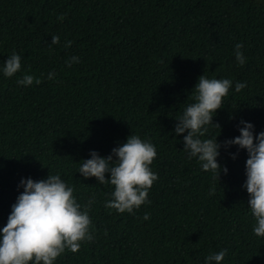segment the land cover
<instances>
[{"label": "trees", "instance_id": "trees-1", "mask_svg": "<svg viewBox=\"0 0 264 264\" xmlns=\"http://www.w3.org/2000/svg\"><path fill=\"white\" fill-rule=\"evenodd\" d=\"M13 52L22 68L9 78L2 67ZM72 56L80 62L69 67ZM24 74L31 85L17 83ZM201 75L233 81L213 117L220 130L207 135L223 145L241 120L264 132V0H0V229L22 179L59 173L82 207L93 198V240L55 264H205L222 249L221 264H264L244 187L247 151L220 148L228 172L218 182L188 158L187 133L174 132ZM237 81L247 82L239 93ZM130 135L155 146L158 175L151 203L131 214L106 208L114 186L78 171L91 151L107 157Z\"/></svg>", "mask_w": 264, "mask_h": 264}, {"label": "clouds", "instance_id": "clouds-1", "mask_svg": "<svg viewBox=\"0 0 264 264\" xmlns=\"http://www.w3.org/2000/svg\"><path fill=\"white\" fill-rule=\"evenodd\" d=\"M64 18V14L58 16L61 21ZM59 42V36L53 35L51 44ZM71 43L67 41L64 47H70ZM243 47L241 42L234 45L235 59L241 66L246 63L241 51ZM21 59L13 52L3 63V75L10 78L20 72ZM79 62L78 56H72L66 64L70 67ZM54 77V72L48 74L49 80ZM33 81V75L24 74L17 83L28 86ZM40 82L35 80L37 84ZM246 87L247 82L237 81L234 85L237 93ZM232 88L231 79H209L201 75L194 88L195 102L187 105L183 114L176 118L174 132L177 136L187 133L183 136V143L188 158H198L202 169L211 172L218 182L221 172H228L227 167L217 162L220 148L235 145L247 151L244 187L256 221L253 232L257 237H264V132L254 135V125L241 120L243 127L239 128L240 135L224 141L223 145L217 141V135H207L210 125L220 130V125L213 123V117L224 106V98ZM90 156V159L82 160L78 171L85 179L95 177L100 184L114 186L112 198L105 203L106 208L131 214L141 205L151 203L148 200L149 190L158 180V175L150 167L157 156L151 142L138 135H130L107 157H101L96 151H91ZM106 173H110L109 179L105 178ZM20 186L24 190L12 205L6 226L0 229V264H55L66 250L78 252L82 243L93 240L89 215L93 198L82 207L74 196L75 189L68 186L59 173L49 174L47 179L39 181L22 179ZM215 192L213 186L209 195H215ZM143 218L148 220L150 217L145 214ZM227 254V249L209 254L205 264H221Z\"/></svg>", "mask_w": 264, "mask_h": 264}]
</instances>
